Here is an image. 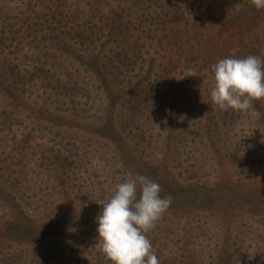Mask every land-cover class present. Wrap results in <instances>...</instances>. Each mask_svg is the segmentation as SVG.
I'll list each match as a JSON object with an SVG mask.
<instances>
[{
    "label": "rangeland",
    "instance_id": "rangeland-1",
    "mask_svg": "<svg viewBox=\"0 0 264 264\" xmlns=\"http://www.w3.org/2000/svg\"><path fill=\"white\" fill-rule=\"evenodd\" d=\"M0 1L9 24L35 5ZM133 2L120 0L118 17L135 15L117 17L114 40L118 46L130 22L136 29L125 44L134 51L125 56L112 42L92 48L109 51L103 73L110 84L99 87L96 105L81 88L65 104L53 82L40 81L42 68L27 57L33 43H11L14 31L0 43V106L19 116L11 133L0 134V176L11 188L0 196V264H111L96 217L115 186L136 175L158 183L172 201L147 233L159 264H264V100L247 112L221 111L210 95L212 65L246 57L250 32H264V9L252 0ZM5 80L14 84L15 101ZM72 80L85 83L84 73ZM110 102L113 131L98 120ZM78 107V118L67 115ZM89 203L95 221L85 225L75 210Z\"/></svg>",
    "mask_w": 264,
    "mask_h": 264
},
{
    "label": "trees",
    "instance_id": "trees-1",
    "mask_svg": "<svg viewBox=\"0 0 264 264\" xmlns=\"http://www.w3.org/2000/svg\"><path fill=\"white\" fill-rule=\"evenodd\" d=\"M27 1L29 3L34 1L35 5H33V2L32 4H29L32 9L27 14H23L20 18L15 19V21L11 24L6 22L7 18L3 19L2 15L5 11V6L0 1V16H2V19H0V43H9L8 34L11 33V31H14L11 43H15V38L20 39L25 43H33L27 57L30 61H36L38 66L42 68L40 69V81L44 83H47L48 81L53 82V88L59 90L58 97L62 94L65 104L68 102L71 105L75 96H78L76 88H81L89 90L91 94L95 96V98H92L91 101L94 105H96L98 103V95L101 91L99 87L103 83L110 84L109 77L107 74L104 75L103 73V68L106 67L105 65H107V61H109V58H103L109 51L103 52L102 49L99 51L97 49V52H103L100 55L99 53L97 54V52L95 53L92 48L94 46L106 47L112 42L115 44L116 51L123 52L125 56H127L130 51H134L132 50V48L134 49L133 46L125 44L129 38V33L131 31L135 32V26L131 29L130 22H127L125 26L123 25L124 32L120 33L118 36L121 38L118 46H116V42L114 40L116 38L114 37V30L121 28L120 25L115 26L118 17L120 0H66V5L68 6H62V0ZM142 1L144 0H134L133 7L138 6L137 3H142ZM180 6L182 5L180 4ZM133 7L131 10H133ZM260 13L264 15V10ZM134 15L135 14L132 13L125 15L119 14L117 21L130 18ZM16 20L18 21L16 22ZM95 30H97L98 33H103L104 36L102 37V34H99V36L96 37ZM152 32H150V36H152ZM250 33L252 39L254 38V42H250L249 46L245 45V51H243L242 54L244 53L246 57L248 55H256L261 58V55L263 54L262 48H264V32ZM102 39L104 42H102ZM149 41H151L150 37ZM81 47L85 49L87 55L86 60L80 62L79 60L82 58L80 52ZM114 53L116 52L114 51ZM114 57L117 58V55H114ZM42 59H45L46 63L50 62V65H41ZM261 59H263V57ZM1 60L0 56V62ZM69 60L71 63L74 62L78 68L74 70L73 64H71ZM111 62L115 63L114 61ZM117 64L120 66L119 62H117ZM116 70L117 69H115V71ZM79 71L84 73L85 83L83 84L75 83L72 80L79 75ZM33 72L36 74L38 71L34 70ZM1 80L0 87L4 83H2ZM5 85V91L10 94L9 99H13V101H15L17 92L13 88L14 84L5 80ZM123 88L126 89V85L125 87L123 86ZM111 102L109 103V106L102 111V114L98 118L99 122H102L105 125L107 124L108 127H110L109 131L115 130L116 126L114 123V104H111ZM257 102H252L253 109L255 108V104ZM4 107H6V105L0 106V113L4 118V122L0 124V128L5 129V131L0 130V134L3 138L5 137L6 132H12L17 123L16 119L19 117L17 113L8 117L5 113ZM79 110H81L79 107L78 110L73 108L66 113L72 118H78L76 112ZM3 178L4 175L0 176V196L4 195L5 192L9 193V190L11 189L6 186ZM96 204L97 203H93V205ZM93 208L94 207H91V204L89 203L86 207L75 210L77 214L76 216L83 224L86 225L95 221V218L91 220L88 218L89 215L92 214L91 210ZM69 215L70 210H68V214L65 217H68ZM63 216L64 214L61 215V217ZM51 225L54 226L55 223ZM69 229L72 228L68 226L67 230H64L63 232H53V230H51L50 235L56 236L60 233L68 231Z\"/></svg>",
    "mask_w": 264,
    "mask_h": 264
},
{
    "label": "clouds",
    "instance_id": "clouds-1",
    "mask_svg": "<svg viewBox=\"0 0 264 264\" xmlns=\"http://www.w3.org/2000/svg\"><path fill=\"white\" fill-rule=\"evenodd\" d=\"M252 3L256 10L264 9V0ZM212 72L214 86L210 95L219 110L247 112L253 101L264 100V59L256 55L223 58L212 65ZM255 115L261 113L256 111ZM160 193L161 186L144 175L115 186L95 221L101 252L111 264H159L147 233L172 203Z\"/></svg>",
    "mask_w": 264,
    "mask_h": 264
}]
</instances>
